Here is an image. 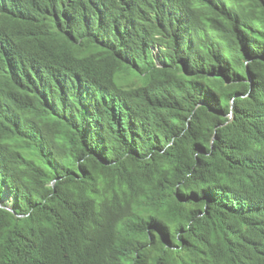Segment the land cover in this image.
<instances>
[{"label": "trees", "instance_id": "1", "mask_svg": "<svg viewBox=\"0 0 264 264\" xmlns=\"http://www.w3.org/2000/svg\"><path fill=\"white\" fill-rule=\"evenodd\" d=\"M0 264H264V0H0Z\"/></svg>", "mask_w": 264, "mask_h": 264}]
</instances>
